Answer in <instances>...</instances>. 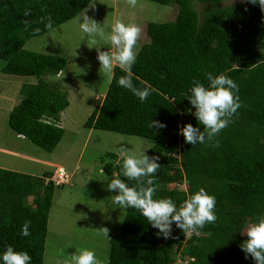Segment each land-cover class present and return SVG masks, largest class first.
<instances>
[{
    "label": "trees",
    "instance_id": "16d2710c",
    "mask_svg": "<svg viewBox=\"0 0 264 264\" xmlns=\"http://www.w3.org/2000/svg\"><path fill=\"white\" fill-rule=\"evenodd\" d=\"M90 1L0 0V72L34 80L21 84L7 124L15 135L47 153L63 135L58 121L68 106L67 90L55 77L68 62L24 45L76 17ZM148 1L176 5L171 21L146 23L147 41L132 67L134 85L140 89L150 85L155 91L141 102L118 85L125 73L116 67L83 127L150 141L145 154L159 157L161 165L155 174L154 198H172L179 207L204 188L216 197L217 220L200 229L198 236H185L173 224L171 237L165 239L138 210L123 208L118 235L107 237L106 264H174L177 253L191 257L188 264H255L240 246L248 224L264 217V11L250 2L217 7L223 0ZM194 2L207 5L201 17ZM207 73H226L238 85L242 107L215 137L219 146L194 147L179 132L189 123L203 131L188 97L194 80L207 86ZM153 120L166 127L150 129ZM105 157V174L122 170L116 154ZM50 175L35 177L0 168V256L11 245L28 252L31 264H43L48 212L54 190L62 187L44 183ZM170 184L175 186L169 188ZM25 221L31 222L27 237L21 235Z\"/></svg>",
    "mask_w": 264,
    "mask_h": 264
},
{
    "label": "rangeland",
    "instance_id": "374dc122",
    "mask_svg": "<svg viewBox=\"0 0 264 264\" xmlns=\"http://www.w3.org/2000/svg\"><path fill=\"white\" fill-rule=\"evenodd\" d=\"M246 2L248 0H223L217 7ZM193 5L201 17L207 5L197 2ZM84 9H88V16L101 26L107 19L109 27L105 29L106 33L118 18H123L125 23L140 25L143 31L138 50L147 41L146 23H165L176 15L175 4L163 6L148 0H138L135 8L127 5L125 0H91ZM81 12L47 33L28 39L24 45L26 50L62 56L68 62L62 72L61 82L65 83L62 88L68 90L71 106L63 123V135L51 153L24 138L17 140V135L7 124L8 113L19 100L20 85L25 82L34 83L33 78L4 75L0 72V147L21 145L22 151L38 159H47L52 165L43 167L33 161L17 160L3 153H0V164L37 176H41L43 170L53 172L58 166H62L67 173L68 184L53 192L47 219L43 264H64L77 249L94 251L97 258L106 264L108 241L98 230L107 228L109 236H117L124 209L110 199L118 193L108 191L112 174L107 175L101 171L102 166L108 162L105 154L117 155L119 146H126L133 153L139 154L150 146V141L143 138L83 127L87 116L101 101L110 78L107 74L100 73L95 48L102 47L101 51H107L109 44L99 38L96 43H92L86 37L80 30L77 19ZM47 79L53 80L49 77ZM13 142L16 144H12ZM174 186L170 184L169 188ZM27 202H30V198Z\"/></svg>",
    "mask_w": 264,
    "mask_h": 264
},
{
    "label": "clouds",
    "instance_id": "9594fccd",
    "mask_svg": "<svg viewBox=\"0 0 264 264\" xmlns=\"http://www.w3.org/2000/svg\"><path fill=\"white\" fill-rule=\"evenodd\" d=\"M125 2L135 8L138 0H125ZM248 2L253 5L258 3L264 11V0H248ZM87 12L88 9H84L77 17L80 30L92 43H96L99 38L109 44L107 51H101L102 47H95L97 60L100 63V73L103 72L111 78L114 69L119 67L125 75L119 78L118 85L130 90L141 102H145L155 89L150 85L142 89L137 88L133 83L132 73L143 29L137 23H125L123 18H118L112 22L110 31L106 33L105 29L109 27L107 19L101 26L98 21L90 18ZM206 79L207 86L201 81L194 80L188 97L195 109L193 114L198 123L203 126V131L200 127H194L189 123L183 125L179 132V135L185 138V143L194 147L198 143L219 146V141L215 140V137L232 122L238 109L242 107L238 85L226 73L219 75L207 73ZM165 127V124L154 120L149 124L150 129ZM117 155L119 157L117 163L122 162V170L112 173L108 191L118 194L110 199L121 208L138 210L153 228L159 230L158 235H162L165 239L170 238L172 226L175 224L185 236L192 234L198 236L200 235L199 230L203 229L206 224L216 222V197L210 195L204 188L190 194L179 207L172 198H154L157 191L155 174L161 167L158 163L159 157H150L145 154V151L135 154L126 146H119ZM57 168L62 167L58 166L55 170ZM101 171L103 172V169ZM126 180L136 181V184L129 186ZM66 184L68 183L60 186ZM30 225V221H25L21 229L22 236L31 235ZM98 231L106 237L109 235L107 228H101ZM242 235L246 237L240 246L246 254L245 258L251 257L255 264H264V217L248 224ZM0 260L3 264H31L32 257L28 252L17 251L9 245L0 256ZM64 264H104V262L98 259L92 250L77 249L76 253L71 255ZM185 264H188L187 259Z\"/></svg>",
    "mask_w": 264,
    "mask_h": 264
},
{
    "label": "crops",
    "instance_id": "0c3cea01",
    "mask_svg": "<svg viewBox=\"0 0 264 264\" xmlns=\"http://www.w3.org/2000/svg\"><path fill=\"white\" fill-rule=\"evenodd\" d=\"M61 76H62V73L59 74V76L55 77V78L61 79ZM20 83H22V82H20ZM67 100H68V106L59 114V121H58L59 123L58 124L62 127V129H64L63 128V125H64L63 123H64L65 118L67 116V112H68L67 110H69V107L71 106L70 105V101H69L70 99H69V95H68V90H67ZM16 103H13V104H16ZM16 138H17V140H22V138L20 136H16ZM12 144H16V143L13 142ZM0 153H3L4 155H6L8 157H13L14 159H17V160H23V159L24 160H30V161L35 162L36 164H40L43 167H51V165H52L50 163V161L47 160V159H38L35 156L29 155L26 151H22L21 145L20 146L19 145H17V146H15V145L11 146L10 145V148L9 147H0ZM60 167H62V166H60ZM0 168L6 169V170L15 171V172L17 171L19 173H23L22 171H18V170L12 169V168H8V167L3 166L1 164H0ZM43 172H51V171L43 170L42 173ZM26 173L28 175L38 177L37 175H34L31 172H29V173L28 172H24L23 174H26Z\"/></svg>",
    "mask_w": 264,
    "mask_h": 264
},
{
    "label": "built area",
    "instance_id": "2783aa9c",
    "mask_svg": "<svg viewBox=\"0 0 264 264\" xmlns=\"http://www.w3.org/2000/svg\"><path fill=\"white\" fill-rule=\"evenodd\" d=\"M66 180L67 174L62 168H57L50 178H44V183L51 181L54 186H60L66 183ZM186 259L188 263L193 260L191 257L182 256L181 253H177L174 257V264H185Z\"/></svg>",
    "mask_w": 264,
    "mask_h": 264
}]
</instances>
